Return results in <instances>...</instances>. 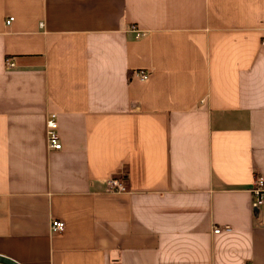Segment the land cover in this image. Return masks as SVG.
I'll use <instances>...</instances> for the list:
<instances>
[{"label":"crops","instance_id":"0c3cea01","mask_svg":"<svg viewBox=\"0 0 264 264\" xmlns=\"http://www.w3.org/2000/svg\"><path fill=\"white\" fill-rule=\"evenodd\" d=\"M263 38L264 0H0V253L264 264Z\"/></svg>","mask_w":264,"mask_h":264},{"label":"built area","instance_id":"2783aa9c","mask_svg":"<svg viewBox=\"0 0 264 264\" xmlns=\"http://www.w3.org/2000/svg\"><path fill=\"white\" fill-rule=\"evenodd\" d=\"M14 17H10L8 19V22L12 21ZM132 29L136 31V35L138 37L145 34V31L138 29L136 26H133ZM264 43V38H263ZM6 64L8 68H11L15 66V62L8 57L6 60ZM134 76L141 80H146L150 76V71L148 69H136L134 71ZM47 134H48V143L50 147L59 149L62 147V143L60 141V136L58 132V119H57V113L52 112L48 116L47 119ZM108 185L110 187V190L113 192H123L127 191V185L124 182L123 178H120L118 176H111L108 178ZM252 192L254 195V199L252 202V206L255 209L260 208L262 205H264V176L258 174L256 175L254 179V183L252 186ZM66 227V223L63 219H53L51 222V230L54 232L63 231ZM222 229L220 227L215 228V232H219Z\"/></svg>","mask_w":264,"mask_h":264},{"label":"water","instance_id":"95a60500","mask_svg":"<svg viewBox=\"0 0 264 264\" xmlns=\"http://www.w3.org/2000/svg\"><path fill=\"white\" fill-rule=\"evenodd\" d=\"M0 263L2 264H23L17 259L11 256H8V255L2 254V253H0Z\"/></svg>","mask_w":264,"mask_h":264}]
</instances>
